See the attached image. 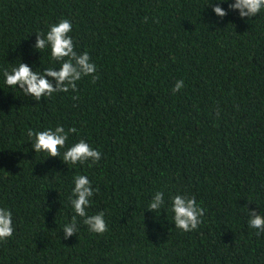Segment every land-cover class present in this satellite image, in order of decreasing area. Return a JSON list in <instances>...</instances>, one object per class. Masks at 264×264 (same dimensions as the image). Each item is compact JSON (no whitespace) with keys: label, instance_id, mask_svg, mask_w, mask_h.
<instances>
[{"label":"trees","instance_id":"trees-1","mask_svg":"<svg viewBox=\"0 0 264 264\" xmlns=\"http://www.w3.org/2000/svg\"><path fill=\"white\" fill-rule=\"evenodd\" d=\"M233 3L0 0V208L13 227L0 264H264V232L248 216H264V9L242 19ZM61 19L99 79L39 101L7 86L3 72L19 63L60 70L35 45ZM57 126L77 129L65 149L83 139L100 160L34 153L28 130ZM78 175L91 183L87 214H104L103 234L71 207ZM157 192L163 206L148 210ZM176 195L204 209L195 230L175 228Z\"/></svg>","mask_w":264,"mask_h":264},{"label":"clouds","instance_id":"clouds-1","mask_svg":"<svg viewBox=\"0 0 264 264\" xmlns=\"http://www.w3.org/2000/svg\"><path fill=\"white\" fill-rule=\"evenodd\" d=\"M218 3H227V0H217ZM230 9L239 12L240 18H251L257 15L261 9H264V0H235ZM212 11L217 17H224L225 12L220 7H214ZM147 22V17L145 18ZM72 30V24L67 19H61L57 24L51 25L46 36L43 33L37 34L35 48L43 50L50 48L53 60L60 62V70L53 71L52 68H46L43 74L31 70L23 63L11 71L3 72L4 82L9 87H18L25 95L33 97L39 101L43 96H52L53 93H66L71 89L76 91V82L84 76H92V82L99 79L94 63H90V56L87 52L77 56L74 51V44L68 33ZM45 77L56 80L57 87L53 89L51 83ZM184 86V81L180 80L172 89L175 94ZM78 99V97H73ZM76 128H70L67 132L61 126L55 129L44 131H34L29 129L27 135L33 140L32 150L36 152H46L48 157L57 158L61 156V149H65V144L69 133H76ZM100 152L94 150L83 139L68 147L63 151V162L66 164H85L89 160L92 164L100 160ZM163 192H157L154 201L148 205V210L159 211L163 206ZM93 196V188L87 176L78 175L74 177V188L70 198L71 207L76 216L83 218V223L89 230L96 234H103L107 229L104 221V214L98 213L88 215L87 208L90 206V198ZM175 228L189 232L195 230L201 223V217L204 209L200 208L195 197L188 198L176 195L172 198L171 209ZM249 227L257 230V235L264 232V216L257 215L255 212L248 213ZM75 217L73 221L66 224L63 228L65 239L77 232ZM13 234L12 214L6 208H0V241L10 238Z\"/></svg>","mask_w":264,"mask_h":264}]
</instances>
